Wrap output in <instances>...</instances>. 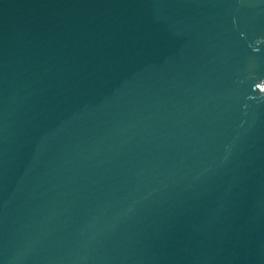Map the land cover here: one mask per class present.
I'll return each instance as SVG.
<instances>
[{
  "label": "water",
  "instance_id": "95a60500",
  "mask_svg": "<svg viewBox=\"0 0 264 264\" xmlns=\"http://www.w3.org/2000/svg\"><path fill=\"white\" fill-rule=\"evenodd\" d=\"M0 264H264V0H0Z\"/></svg>",
  "mask_w": 264,
  "mask_h": 264
}]
</instances>
